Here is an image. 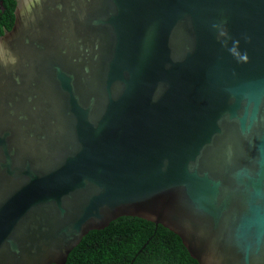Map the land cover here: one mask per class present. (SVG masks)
Here are the masks:
<instances>
[{
  "label": "water",
  "instance_id": "obj_1",
  "mask_svg": "<svg viewBox=\"0 0 264 264\" xmlns=\"http://www.w3.org/2000/svg\"><path fill=\"white\" fill-rule=\"evenodd\" d=\"M21 1L0 36V264H64L120 216L197 264H264V0Z\"/></svg>",
  "mask_w": 264,
  "mask_h": 264
},
{
  "label": "trees",
  "instance_id": "obj_2",
  "mask_svg": "<svg viewBox=\"0 0 264 264\" xmlns=\"http://www.w3.org/2000/svg\"><path fill=\"white\" fill-rule=\"evenodd\" d=\"M132 259V264H197L178 235L135 216L88 231L64 264H129Z\"/></svg>",
  "mask_w": 264,
  "mask_h": 264
},
{
  "label": "flooded vegetation",
  "instance_id": "obj_3",
  "mask_svg": "<svg viewBox=\"0 0 264 264\" xmlns=\"http://www.w3.org/2000/svg\"><path fill=\"white\" fill-rule=\"evenodd\" d=\"M20 2L22 1L0 0V32L2 34L10 30L14 25L16 10L19 7Z\"/></svg>",
  "mask_w": 264,
  "mask_h": 264
}]
</instances>
